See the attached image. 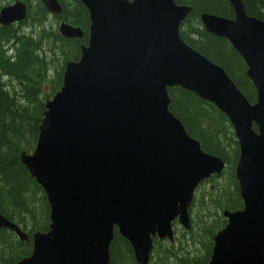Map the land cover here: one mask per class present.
Instances as JSON below:
<instances>
[{
    "label": "water",
    "instance_id": "95a60500",
    "mask_svg": "<svg viewBox=\"0 0 264 264\" xmlns=\"http://www.w3.org/2000/svg\"><path fill=\"white\" fill-rule=\"evenodd\" d=\"M59 14L57 0H40ZM230 18L202 13L210 34L226 39L255 90L249 101L223 68L179 36L191 7L176 0H80L86 45L66 62L61 87L45 103L32 153L19 159L43 190L49 224L32 234V252L11 264H109L114 231L137 264H148L152 240L173 241L172 221L187 230L196 186L219 175L224 161L205 152L169 110L179 86L212 103L231 125L242 207L224 209L205 264H264V19L227 0ZM20 2L0 9V24L25 18ZM67 38L79 28L62 23ZM255 127V128H254ZM28 236L0 214V229Z\"/></svg>",
    "mask_w": 264,
    "mask_h": 264
},
{
    "label": "trees",
    "instance_id": "16d2710c",
    "mask_svg": "<svg viewBox=\"0 0 264 264\" xmlns=\"http://www.w3.org/2000/svg\"><path fill=\"white\" fill-rule=\"evenodd\" d=\"M5 1L7 4L12 0ZM242 1L247 14L264 19V0ZM25 2L27 12L23 20L0 25V213L31 234L35 230L47 229L49 208L42 189L28 174L19 154L34 148L45 101L59 89L62 82L64 65L61 63L79 57V45L86 42L89 21L88 12L80 0H59L62 10L56 15L49 14L38 0ZM176 2L191 7L180 25V38L193 50L220 65L247 99L253 101L254 90L245 75V65L241 58L225 39L208 33L199 21L202 13L232 17L228 1ZM60 20L80 27L85 35L80 39L62 37L57 31ZM58 60V68L53 76H49V69ZM1 76L9 77L8 85L2 82ZM45 81L50 88L49 93L43 94L41 88ZM167 93L169 110L181 121L186 132L200 143L201 148L220 157L226 167L231 162L228 158L229 147L236 146L235 162L238 156L237 143L226 116L212 103L178 86L169 87ZM231 163L226 168L229 171L224 168L221 173L227 174L233 188L229 191L216 190L211 196L217 212L241 207L233 172L234 164ZM39 192L41 196H38ZM193 224L191 213L190 229ZM202 225L204 228L198 227L203 228L201 232L210 240V245L205 246L201 256L192 255L196 254L197 249L177 256V251L183 249L180 243L175 246L174 243L154 240L149 264H204L210 255L211 237L215 228L224 225V219L218 214L212 221ZM201 232L198 229L187 232L186 241L201 244ZM30 250V239L21 241L12 232L0 229V264L15 263L27 256ZM109 255V264H137L128 242L116 230Z\"/></svg>",
    "mask_w": 264,
    "mask_h": 264
},
{
    "label": "rangeland",
    "instance_id": "374dc122",
    "mask_svg": "<svg viewBox=\"0 0 264 264\" xmlns=\"http://www.w3.org/2000/svg\"><path fill=\"white\" fill-rule=\"evenodd\" d=\"M5 3H6L5 0H0V5L1 6L4 5ZM88 21H89V16H88ZM8 44H10V43H8ZM69 60H71V59H69ZM59 63H60V61L58 60L55 63L56 65L54 64V66L51 67V69H49V71H48L49 76H53V74L55 73V70L59 66ZM64 63H65V61H64ZM61 64L64 65L63 62ZM1 77H3V76H1ZM8 81H9V77L6 76V77L2 78V82H5L7 85L9 84ZM49 88L50 87L48 86L47 81H45L42 84V88H41V90L43 91V94L44 93H49ZM232 135H233V133H232ZM233 137H234V135H233ZM234 140H236L235 137H234ZM235 148H236V146L229 147L228 158L231 159L232 163L231 162L227 163V165L225 167V170H226V168L230 167V163L232 165L233 164L235 165V162H233L234 157H235V153H234V149ZM237 149H238V147H237ZM234 167L235 166H233V172H234ZM226 171H229V170H226ZM226 178H227V174L226 173H221V174H219V176L216 179L212 180L210 178V179L204 181L197 188V190L195 192V195H194V203H193L194 205L192 206V210H191L192 219H194V224H193V226H192V228L190 230H185L177 222L174 223V225H173V227H174V236H175V239L177 238L176 241L174 240V245L176 246L178 243H180L181 247L183 248L182 250L177 251V254H176L177 256H179L181 254L185 255L184 252H186V251H190L192 253L193 249L195 251L197 249L196 254H192V255L199 257V256H201L203 254L205 246L207 247V246L210 245V240H208L207 236H205L201 232L203 230V228H204L202 223L203 224L206 223V222L209 223V221L210 220L212 221L214 218H216L218 214L221 215V212H217L216 211V209L214 207V204H213V202L211 200V196L214 194V192L216 190H221V191L228 190L229 191V189L233 188L232 181H230L229 178H227V179ZM38 196H41L40 192H39ZM209 216H211V217H209ZM198 226H201L203 228L201 229ZM221 228H222V226L220 228H218V227L215 228V230L218 231ZM197 229L201 232L200 240H201L202 243L201 244L200 243L194 244V243H192L190 241L187 242L186 241V239H188L187 235H186L187 232H190V231H193V230L197 231ZM162 242L166 243V244H170V242L166 241V240H164ZM211 245H212V237H211Z\"/></svg>",
    "mask_w": 264,
    "mask_h": 264
},
{
    "label": "flooded vegetation",
    "instance_id": "af4514ba",
    "mask_svg": "<svg viewBox=\"0 0 264 264\" xmlns=\"http://www.w3.org/2000/svg\"><path fill=\"white\" fill-rule=\"evenodd\" d=\"M232 14H233V12H232ZM216 64V63H215ZM218 65V64H217ZM220 66V65H219ZM224 70V69H223ZM225 71V70H224ZM227 74V73H226ZM225 164V163H224ZM224 167H225V165H224ZM223 171V170H222ZM221 174V173H220ZM219 175H217V174H213V175H211L209 178H206V179H204L203 181H201L197 186H196V188H195V190H194V193H193V197H192V200H191V203L194 201L193 199H194V195H195V192H196V190H197V188L204 182V181H206V180H208V179H212V180H214V179H216L217 177H218ZM234 177H235V175H234ZM235 180H236V178H235ZM236 186H237V191H238V185H237V180H236ZM212 189V188H211ZM238 195H239V193H238ZM240 197V196H239ZM190 203V205H189V208H188V218H189V223H188V225H189V228L187 229V230H189L190 229V226H191V204ZM241 207H242V203H241ZM240 207V208H241ZM238 209V208H237ZM224 209H222V211H223ZM232 210H234V209H232ZM222 211H221V216L223 217V213H222ZM223 219H224V225H225V223H226V219L223 217ZM178 223V221H177V219H175L174 221H172V227H173V225H174V223ZM223 225V226H224ZM173 233H174V227H173ZM174 235V234H173ZM154 240H159V239H157V237H154L153 238V244H154ZM165 240V239H164ZM164 240H159V241H164ZM174 240H175V236H174V239H173V241L172 242H170L169 240H166V241H169L170 242V244H172V243H174ZM211 248H212V245H211ZM150 256H151V254H150ZM209 259V258H208ZM150 261V260H149ZM208 261V260H207ZM207 261L205 262V263H207ZM204 263V264H205Z\"/></svg>",
    "mask_w": 264,
    "mask_h": 264
},
{
    "label": "bare ground",
    "instance_id": "6f19581e",
    "mask_svg": "<svg viewBox=\"0 0 264 264\" xmlns=\"http://www.w3.org/2000/svg\"><path fill=\"white\" fill-rule=\"evenodd\" d=\"M184 20V19H183ZM182 20V21H183ZM182 21H181V23H182ZM232 47V46H231ZM233 48V47H232ZM48 220H49V214H48ZM50 221V220H49ZM49 224V223H48ZM47 224V225H48ZM24 233H26L27 234V236H28V240L30 239V241H31V250H30V253L27 255V256H24V257H22L21 259H19L18 261H20V260H22L23 258H26V257H28L30 254H31V252H32V247H33V243H32V234L33 233H35V232H42L43 230H35V231H33V232H31V234H28L27 233V231H25L24 229H22L21 228V226H18ZM17 237V236H16ZM18 238V237H17Z\"/></svg>",
    "mask_w": 264,
    "mask_h": 264
}]
</instances>
